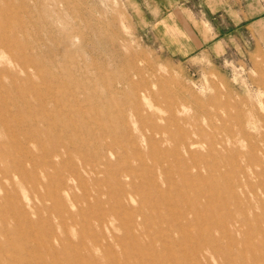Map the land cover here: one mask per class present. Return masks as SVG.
Here are the masks:
<instances>
[{
  "label": "rangeland",
  "instance_id": "rangeland-1",
  "mask_svg": "<svg viewBox=\"0 0 264 264\" xmlns=\"http://www.w3.org/2000/svg\"><path fill=\"white\" fill-rule=\"evenodd\" d=\"M152 1L0 0V264H264V0Z\"/></svg>",
  "mask_w": 264,
  "mask_h": 264
},
{
  "label": "crops",
  "instance_id": "crops-1",
  "mask_svg": "<svg viewBox=\"0 0 264 264\" xmlns=\"http://www.w3.org/2000/svg\"><path fill=\"white\" fill-rule=\"evenodd\" d=\"M172 0H153L146 8V14L153 16V30L165 51L171 55L182 57L193 54L202 47L201 36L191 25H187L186 19H174L175 8Z\"/></svg>",
  "mask_w": 264,
  "mask_h": 264
},
{
  "label": "bare ground",
  "instance_id": "bare-ground-1",
  "mask_svg": "<svg viewBox=\"0 0 264 264\" xmlns=\"http://www.w3.org/2000/svg\"><path fill=\"white\" fill-rule=\"evenodd\" d=\"M4 26V25H3ZM144 95V94H143ZM144 96H146V94L144 95ZM146 98V97H145ZM148 100V99H147ZM155 101V100H154ZM168 114V113H167ZM148 115V114H147ZM79 116V115H78ZM261 116V115H260ZM171 117V116H170ZM169 117V118H170ZM259 118V117H258ZM260 118H262L263 119V117H260ZM260 120V119H259ZM262 121V120H261ZM262 125H264V124H262ZM2 131V130H1ZM4 131V130H3ZM8 137V136H7ZM260 138V137H259ZM193 141V140H192ZM194 142V141H193ZM189 144H191V143H189ZM188 144V145H189ZM195 144V143H194ZM189 147V146H188ZM222 147H224L223 145H222ZM190 148V147H189ZM225 148H226V146H225ZM224 149V148H223ZM50 150V149H49ZM46 155V154H45ZM209 246V245H208ZM27 263V262H26Z\"/></svg>",
  "mask_w": 264,
  "mask_h": 264
}]
</instances>
